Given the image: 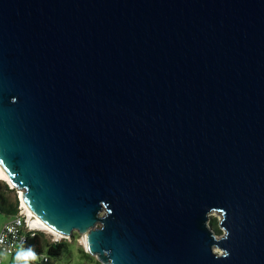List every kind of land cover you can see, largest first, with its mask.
<instances>
[{
  "label": "water",
  "instance_id": "obj_1",
  "mask_svg": "<svg viewBox=\"0 0 264 264\" xmlns=\"http://www.w3.org/2000/svg\"><path fill=\"white\" fill-rule=\"evenodd\" d=\"M0 168L101 264H264V0H0Z\"/></svg>",
  "mask_w": 264,
  "mask_h": 264
},
{
  "label": "trees",
  "instance_id": "obj_2",
  "mask_svg": "<svg viewBox=\"0 0 264 264\" xmlns=\"http://www.w3.org/2000/svg\"><path fill=\"white\" fill-rule=\"evenodd\" d=\"M13 192L15 193V189H9L4 182L0 181V213L10 217H15L19 213V200L16 195L12 196ZM209 226L216 236L222 235L220 223L216 219H210ZM78 236L79 234L73 235L74 241L77 240ZM22 248L39 259L37 264H57L62 257H70L66 264L96 263L94 256L92 257L84 248L78 249L79 257L76 259L72 254L71 242H68L67 239L59 242L50 241L42 232H37L34 237L29 235ZM45 257L47 260L44 259Z\"/></svg>",
  "mask_w": 264,
  "mask_h": 264
},
{
  "label": "built area",
  "instance_id": "obj_3",
  "mask_svg": "<svg viewBox=\"0 0 264 264\" xmlns=\"http://www.w3.org/2000/svg\"><path fill=\"white\" fill-rule=\"evenodd\" d=\"M18 200V215L7 223L0 232V264H3L4 256H14L26 242L29 235L34 237L37 232H45L33 226L30 217L22 207L21 194L19 192ZM44 259L47 260L46 257Z\"/></svg>",
  "mask_w": 264,
  "mask_h": 264
},
{
  "label": "rangeland",
  "instance_id": "obj_4",
  "mask_svg": "<svg viewBox=\"0 0 264 264\" xmlns=\"http://www.w3.org/2000/svg\"><path fill=\"white\" fill-rule=\"evenodd\" d=\"M0 181L4 182L8 186V188L12 190L13 187L10 186V184H8L6 181H3V180H0ZM14 195H16L18 198V191L16 189H15V193L13 192L12 196L14 197ZM210 215H211L210 219H216L218 221V223H220L221 219L223 218L222 214L219 212H216V211L212 212ZM13 218L14 217H10L8 215L0 213V232L7 223H9L13 220ZM98 225L100 226V224H98ZM220 229L222 230V235H223L224 230H223V228H220ZM42 233L47 237V239H49L50 241H53V242H59L63 239H67L68 242L72 243V248H71L72 254L75 256L76 259H77V257H79V254L77 251L79 248H81L79 245V240L83 239V235H79L77 237V240L74 241L73 235H77L78 233H74L71 237H68V238H57V237L53 236L52 234H49L46 231L42 232ZM219 237L220 236H218V238ZM214 251L218 254L224 253L222 250H220L218 248H214ZM93 258H95V262H96L95 264H98L97 262L100 263V261L96 257H93ZM69 259H70V257H62V259L59 262H57V264H62V263L66 264ZM38 260L39 259L37 257H35L34 255L30 254L28 251H26L22 247H20L14 256H4L3 257V264H37Z\"/></svg>",
  "mask_w": 264,
  "mask_h": 264
},
{
  "label": "bare ground",
  "instance_id": "obj_5",
  "mask_svg": "<svg viewBox=\"0 0 264 264\" xmlns=\"http://www.w3.org/2000/svg\"><path fill=\"white\" fill-rule=\"evenodd\" d=\"M0 180L6 181L8 184H10V186H12L14 188V186L12 185L10 179L5 175V173L3 172V170L0 168ZM15 189V188H14ZM22 207L24 208L25 212L28 214V216L30 217V221L33 223V226L36 227L37 229L41 230V231H46L49 234H52L53 236L57 237V238H64L65 236L61 233H57L54 232L50 229H48L46 226H44L42 223H40L25 207V205L22 202Z\"/></svg>",
  "mask_w": 264,
  "mask_h": 264
}]
</instances>
